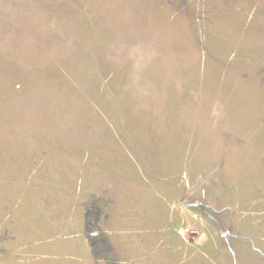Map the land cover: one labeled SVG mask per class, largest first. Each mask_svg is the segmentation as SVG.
<instances>
[{
  "label": "rangeland",
  "instance_id": "1",
  "mask_svg": "<svg viewBox=\"0 0 264 264\" xmlns=\"http://www.w3.org/2000/svg\"><path fill=\"white\" fill-rule=\"evenodd\" d=\"M0 264H264V0H0Z\"/></svg>",
  "mask_w": 264,
  "mask_h": 264
}]
</instances>
